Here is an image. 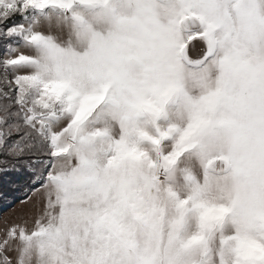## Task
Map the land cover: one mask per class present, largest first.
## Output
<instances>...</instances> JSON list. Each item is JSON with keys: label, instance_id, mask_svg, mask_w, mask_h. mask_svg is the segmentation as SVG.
Masks as SVG:
<instances>
[{"label": "snow or ice", "instance_id": "6c2138e0", "mask_svg": "<svg viewBox=\"0 0 264 264\" xmlns=\"http://www.w3.org/2000/svg\"><path fill=\"white\" fill-rule=\"evenodd\" d=\"M0 49V264H264V0H0Z\"/></svg>", "mask_w": 264, "mask_h": 264}, {"label": "rangeland", "instance_id": "374dc122", "mask_svg": "<svg viewBox=\"0 0 264 264\" xmlns=\"http://www.w3.org/2000/svg\"><path fill=\"white\" fill-rule=\"evenodd\" d=\"M200 45H197L194 48L190 49L189 55L193 58H197L199 56V50H200ZM3 49H0V54H3Z\"/></svg>", "mask_w": 264, "mask_h": 264}]
</instances>
